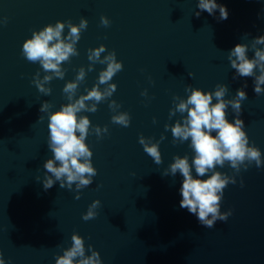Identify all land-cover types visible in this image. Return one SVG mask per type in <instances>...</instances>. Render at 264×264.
<instances>
[{"label":"water","instance_id":"1","mask_svg":"<svg viewBox=\"0 0 264 264\" xmlns=\"http://www.w3.org/2000/svg\"><path fill=\"white\" fill-rule=\"evenodd\" d=\"M217 3L227 7V19H218L219 10L197 16L198 0H0V19L7 18L0 25V252L6 264H55L56 256L71 246L74 232L84 237L86 249L91 245L100 253L102 264H264V166L253 164L236 175L237 183L228 185L221 204V211L232 215L213 228L180 207L183 177L163 175L174 156L187 155L190 162L194 156L190 141L173 144L170 129L164 128L181 119L179 113L170 119L169 112L173 97L186 98L189 85L207 92L225 84V99L244 88L247 99L239 118L264 159V94L254 93V78L234 79L227 59L238 43L248 44V56H254L251 42L264 36V0ZM101 16L110 20L108 27L101 25ZM82 17L88 27L76 45L79 55L63 64L64 79L46 85L52 92L45 96L32 80L37 71L41 79L46 73L23 57L22 45L33 31L57 21L79 24ZM101 44L106 46L102 56L115 51L123 70L111 81L117 85L113 96L95 113L79 114L93 126H107L108 132L86 139L97 175L79 190L77 200L75 184L71 190L59 182L43 187V165L52 152L48 113L40 108L45 101L52 105L49 111L68 103L62 90L80 67L86 78L76 98L97 83L106 65L96 63L87 71L88 49ZM145 89L148 95L142 96ZM110 100L121 105L119 112L129 113L130 126L112 123ZM235 116L229 106L226 118ZM141 135L153 142L165 137L159 145L162 164L144 152ZM216 170L234 174L227 162ZM94 200L101 201L98 215L84 221Z\"/></svg>","mask_w":264,"mask_h":264},{"label":"clouds","instance_id":"2","mask_svg":"<svg viewBox=\"0 0 264 264\" xmlns=\"http://www.w3.org/2000/svg\"><path fill=\"white\" fill-rule=\"evenodd\" d=\"M200 12L206 11L209 15H214L219 10L220 20L228 18L227 7L217 3V0H198ZM7 18L0 19V25L6 24ZM100 23L104 27L110 25V20L106 16L100 17ZM88 27V21L81 18L79 24L72 23L71 20L57 21L55 24H48L39 31H33L31 38L26 39L22 45L23 57L31 63H39L46 73L40 78L37 71L32 83L38 91L45 96L50 95L52 89L47 87L54 78L63 80L66 69L64 63H70L74 56H78L77 43L81 39V34ZM67 35H64L65 29ZM264 36H258L251 42V50L254 56L249 58L250 47L245 43H238L228 53L227 59L230 66L235 69L236 77L254 78V93L259 96L264 94ZM106 46L101 44L96 48L88 49L87 71H92L94 65L99 63L106 67L99 72L97 83L86 89V94H76L79 85L86 78V70L80 67L75 79L66 82L63 87L68 103L61 105L59 110L49 111L52 105L43 102L40 111L48 113V147L52 152V158L46 160L43 167L46 170L42 183L45 190L52 188L59 182L60 188L71 190L75 184L77 194L75 199H80L79 190L91 185L93 177L97 175V169L92 164L93 152L86 143L89 135L95 134L101 138L108 132L107 126L101 128L99 125L93 126L86 115L80 113H95L98 104L109 100L117 90V85L111 83L113 77L123 70L122 61L117 60L115 51L107 52ZM259 73V74H257ZM192 76V73L188 74ZM104 85L103 88L100 86ZM246 88L247 85L245 84ZM225 84H217L214 91H203L200 88H193L191 85L185 88L189 93L186 98L173 97V107L170 109L169 118L177 113L181 119L174 124H165V131L170 129L173 140L172 143H184L190 141L189 148L194 156L189 160L187 155H176L173 162L164 170L163 175L175 177L179 173L183 177L182 186L179 189L182 199L180 207L196 216L198 222L206 227L213 228L217 221H227L232 215V211H221L224 191L229 184H236V175L241 169L247 170L255 164L257 168L264 166L261 150L254 144L249 143V137L244 130L245 124L239 118L242 112V101L247 99L244 88L238 89L234 98L225 99L228 93ZM142 96H147V89L141 92ZM215 100V103H213ZM231 109L236 114L234 120L226 118V110ZM109 109L115 113L112 115V123L122 127L130 126L131 117L128 112H119L121 107L115 100H110ZM186 113V115H184ZM43 120V116L40 117ZM153 123H156L153 118ZM215 133V135H213ZM165 137L161 135L160 141L153 142L152 138L143 135L139 137V143L156 165L163 163L160 151V142ZM234 170L233 175H227L217 171L219 166L223 168L225 164ZM193 169L195 175H193ZM207 176V178H203ZM38 181L41 179L36 178ZM243 187V180L240 181ZM101 201L94 200L82 215L84 221L95 219L98 215L96 209L100 207ZM71 246L63 250L62 255L55 258V264H102L100 253L92 249L91 245L85 247V239L77 233L71 236ZM90 252V255L86 254ZM0 264H6L3 253L0 252Z\"/></svg>","mask_w":264,"mask_h":264}]
</instances>
